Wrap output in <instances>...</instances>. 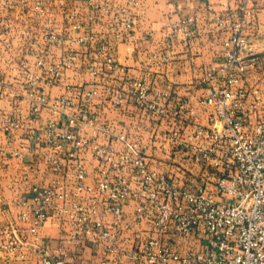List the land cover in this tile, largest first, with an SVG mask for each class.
I'll return each mask as SVG.
<instances>
[{
  "label": "built area",
  "instance_id": "2783aa9c",
  "mask_svg": "<svg viewBox=\"0 0 264 264\" xmlns=\"http://www.w3.org/2000/svg\"><path fill=\"white\" fill-rule=\"evenodd\" d=\"M249 2L240 0L242 17ZM36 7L46 16L44 1ZM91 12L90 20L110 18L107 36L99 38L93 28L82 34L76 23L71 39L93 47L101 61L73 52L50 62L44 49L36 56L39 71L19 63L24 89L0 78V90L30 101L32 122L40 121L43 109L61 116L31 126L18 149L0 146V158L24 163L26 155H37L34 144L50 180L30 182L41 168L24 163L14 181L17 192L23 186L29 193L33 216L22 212L18 220H32V239L11 222L0 229V252L25 258L23 249L31 246L39 264H264V119L250 121L249 106L257 102L244 81L254 52L243 19L233 24L217 67L202 78L205 95L170 105L167 92L116 63V43L130 36L143 12L139 1L104 0ZM178 30L191 35L187 23ZM44 37L48 46L61 42L55 32ZM82 60L91 81L65 86L79 102L67 93L52 101L48 88ZM100 95L112 110L134 106L149 135L140 137L139 126L93 110ZM201 111L208 124L196 120ZM9 122L3 120V129L11 138L20 123ZM49 219L65 228L56 248L40 236Z\"/></svg>",
  "mask_w": 264,
  "mask_h": 264
},
{
  "label": "crops",
  "instance_id": "0c3cea01",
  "mask_svg": "<svg viewBox=\"0 0 264 264\" xmlns=\"http://www.w3.org/2000/svg\"><path fill=\"white\" fill-rule=\"evenodd\" d=\"M36 1L0 0V78L21 85L23 78L18 69L21 61H26L31 68L39 71L35 63L36 56L43 53L45 42L42 41V35L50 30L61 35L59 44L45 47L50 62L73 52L84 58L92 57L101 61L93 47L76 43L71 39L72 34H67L71 28L69 16L77 13V21L82 23V34L90 33L93 28L99 38L107 36L108 20L89 19L92 4H100L104 0H42L46 3V16L38 15ZM138 1L143 12L135 18L130 36L117 42L115 47L116 63L124 66L128 75L148 79L155 90L167 92L170 105L180 98L195 101L206 93L202 78L221 61L223 44L233 33V24L243 19L242 32L254 52V60L250 63L244 81L250 91L251 101L257 102V107L249 106L250 121L264 119V69L256 62V53L259 54L256 52V34H264V0H250L248 12L243 17L239 9L240 0ZM185 23L191 30L189 37L178 30ZM166 51L168 56L165 61L163 57ZM244 55H248V52ZM83 64L84 60L75 65V69L65 72L63 82L48 88L52 101L67 93L76 103L79 102V94L67 91L65 86L91 81ZM12 97L0 90V146L8 150L19 148L21 140L18 137L24 132L23 129H17L15 136L9 140L3 131V120L13 111ZM103 99L102 95L96 97L92 109L107 119L139 126L137 134L140 137L149 135L144 132V122L134 106H129L127 111H116L106 107ZM22 109L23 112L30 111L31 103L23 102ZM28 117L29 128H41L48 117L61 120V116L46 109L42 110L41 119L37 123L32 122L30 115ZM207 117L208 113L201 111L196 120L208 124ZM32 150L37 155H26L24 163L33 161L41 170L31 175L30 182L48 183L49 174L40 164L43 160L42 150L34 144ZM24 163L11 155L0 158V229L12 222L18 229H22L26 234L24 238L30 241L32 236L28 228L33 225L32 220L20 221L18 215L27 212L33 216L31 198L23 186L17 192L16 187L19 186L14 181L22 173ZM39 230L40 236L56 248L65 228L60 220L49 219ZM23 252L25 258L0 252V264H39L31 246H26Z\"/></svg>",
  "mask_w": 264,
  "mask_h": 264
},
{
  "label": "rangeland",
  "instance_id": "374dc122",
  "mask_svg": "<svg viewBox=\"0 0 264 264\" xmlns=\"http://www.w3.org/2000/svg\"><path fill=\"white\" fill-rule=\"evenodd\" d=\"M92 15V12L90 13V15H89V19H90V16ZM77 15H70L69 16V19L71 20L69 23H71V28H70V30L68 31V36L70 35V34H73L72 33V28H73V26H74V24H76V23H79V24H81V26H82V23L81 22H79V21H77ZM102 19H106V20H108V21H106L107 22V26H109L110 25V18L109 17H102ZM97 20V19H96ZM90 21H95V20H90ZM51 32H55L56 34H58L59 36H60V38H61V35L58 33V32H56V31H54V30H50V31H46V32H44V34L42 35V41L43 42H45V47H47L48 45H47V41L45 40V35H46V33H51ZM261 36H257V34H256V52H259V54L258 53H256V62H258L259 64H260V66L264 69V34L263 33H261L260 34ZM71 37H72V35H71ZM52 46V45H51ZM45 47L44 48H42V51H43V49H45ZM41 54H42V52H41ZM258 56V57H257ZM21 76H22V74H21ZM9 84H11V86H15V88H20L21 90L22 89H24V86H25V84H24V82L22 81V83H21V85H14L13 83H10L9 81H7ZM87 82H85V84H86ZM203 83V82H202ZM6 93H8V94H11V95H13L14 97H12V101H13V111L10 113V114H8L5 118H7V119H9L10 120V122L9 123H12V121H14V122H19L20 123V127H18L17 129H23L24 130V132L18 137L20 140H22V139H24V138H26V137H28V135H29V130H30V128L28 127L29 126V115H30V111L28 110L27 112H23L22 110V103L23 102H27V103H30V101L28 100V99H17V97L14 95V93L13 92H11V90H6L5 91ZM4 118V119H5ZM17 129H14V131L12 132V137L11 138H13L14 136H15V131L17 130ZM3 131H4V129H3ZM4 133H5V135H6V137L9 139V140H11V138H9L8 137V135L6 134V132L4 131Z\"/></svg>",
  "mask_w": 264,
  "mask_h": 264
}]
</instances>
